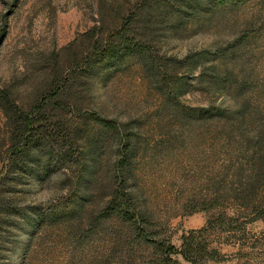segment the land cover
<instances>
[{
    "label": "rangeland",
    "instance_id": "obj_1",
    "mask_svg": "<svg viewBox=\"0 0 264 264\" xmlns=\"http://www.w3.org/2000/svg\"><path fill=\"white\" fill-rule=\"evenodd\" d=\"M236 5L207 17L199 29L190 27L159 40L158 30L141 23L154 15L153 0L140 10H135L134 1L128 5L125 0H0V208L28 206L46 217L55 213L45 217L44 228L26 250L23 236L17 245L0 244V264L158 263V256L105 209L120 145L115 126H139L146 143L135 174L155 238L179 248L183 235L205 227L213 212L189 213L184 198L203 193L213 174L208 133L196 131V139L184 147L171 141V147L159 150V125H170L166 113L159 112L153 74L144 71L136 57L118 64L98 53L111 38L117 6L121 14L124 10L139 19L136 36L152 52L157 71L168 56L181 58L189 51L212 48L250 26L244 61L264 89V0H241ZM223 16L230 17V26L221 21ZM209 98L191 88L182 100L193 106L206 105ZM7 101L13 104L8 108L10 114L16 113L15 119L7 120L2 111ZM26 116L39 121L35 156L27 161L33 169L47 170L41 177L26 170L19 159L10 163L8 126L15 120L20 125ZM94 140L98 157L93 166ZM73 210L74 217L68 216ZM261 231V222L246 219L231 230L208 228L200 236L216 256L205 257L201 264H264ZM16 234L9 240L19 239ZM172 258L184 263L180 255Z\"/></svg>",
    "mask_w": 264,
    "mask_h": 264
},
{
    "label": "trees",
    "instance_id": "obj_2",
    "mask_svg": "<svg viewBox=\"0 0 264 264\" xmlns=\"http://www.w3.org/2000/svg\"><path fill=\"white\" fill-rule=\"evenodd\" d=\"M130 1H134L135 10H140L150 0H125V3L129 5ZM240 1L153 0L154 15L145 17L141 23H146L148 29L158 30L159 40H164L170 34L176 35L190 27L199 29L207 17L215 16L218 10L237 6ZM120 7L113 8L117 20L110 28L111 38L100 47L98 54L101 59L118 64L126 58L136 57L142 61L143 70L153 74V83L159 92V112L166 113L170 125H159V150L171 147V141L184 147L186 142L196 139V131L208 133L207 155L213 174L206 190L199 195L186 196L184 205L189 208V213L203 210L213 212V215L204 228L183 235L179 248L155 238L149 227L152 220L145 208L146 198L135 174L141 146L146 143L141 138L139 126L131 124L115 126L120 145L115 152L114 186L105 206L107 214L115 221L125 223L132 238L145 243L158 256L157 264H201L205 257L214 258L216 252L200 236L210 227L231 230L243 219L259 221L264 236V89L254 81L253 70L244 61L247 27L250 26L212 48L189 51L181 58L168 56L167 63H159L157 71L154 68L155 57L145 47L147 44L136 36L135 31L141 24L139 19L124 10L121 14ZM221 19L230 26V17ZM191 88L209 94L206 105L184 103L182 97ZM12 105L9 101L1 105L7 120L15 119L13 115L16 113L10 114L8 108ZM38 122L30 116L21 118L20 125L15 120L13 126H8L7 142L10 163L14 158L19 159L26 170L41 177L47 170L43 166V169H33L32 162L27 161L30 156H35L33 151L39 140L36 137L41 132L40 126H36ZM90 153L93 154L94 166L98 157L95 140L91 142ZM219 160L222 162L218 165ZM40 163L41 159L36 158V167ZM91 181L88 180L89 183ZM84 196L88 199L86 193ZM3 207L0 208L1 248L9 243L19 244L23 236V242L27 244L22 249L26 250V246L44 228L46 218L55 215L50 211L46 217L28 206L14 210ZM74 213L73 210L68 216L74 217ZM13 232L20 238L10 241ZM175 255H180L184 263L172 258Z\"/></svg>",
    "mask_w": 264,
    "mask_h": 264
}]
</instances>
